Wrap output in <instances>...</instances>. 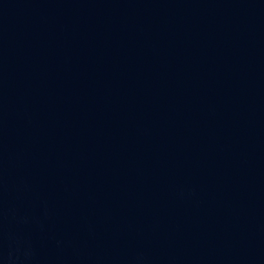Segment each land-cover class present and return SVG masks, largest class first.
Masks as SVG:
<instances>
[{
	"label": "water",
	"instance_id": "water-1",
	"mask_svg": "<svg viewBox=\"0 0 264 264\" xmlns=\"http://www.w3.org/2000/svg\"><path fill=\"white\" fill-rule=\"evenodd\" d=\"M0 264H264V0H0Z\"/></svg>",
	"mask_w": 264,
	"mask_h": 264
}]
</instances>
